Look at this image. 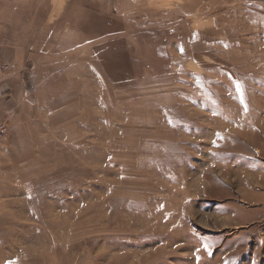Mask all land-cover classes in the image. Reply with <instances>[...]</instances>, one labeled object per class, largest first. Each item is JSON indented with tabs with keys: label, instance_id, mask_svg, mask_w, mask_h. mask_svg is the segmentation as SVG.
<instances>
[{
	"label": "rangeland",
	"instance_id": "obj_1",
	"mask_svg": "<svg viewBox=\"0 0 264 264\" xmlns=\"http://www.w3.org/2000/svg\"><path fill=\"white\" fill-rule=\"evenodd\" d=\"M0 264H264V0H0Z\"/></svg>",
	"mask_w": 264,
	"mask_h": 264
},
{
	"label": "built area",
	"instance_id": "obj_2",
	"mask_svg": "<svg viewBox=\"0 0 264 264\" xmlns=\"http://www.w3.org/2000/svg\"><path fill=\"white\" fill-rule=\"evenodd\" d=\"M8 128L3 120H0V142L7 136Z\"/></svg>",
	"mask_w": 264,
	"mask_h": 264
}]
</instances>
